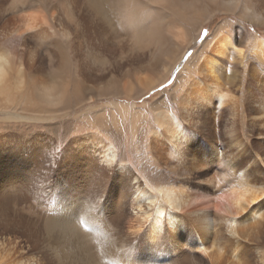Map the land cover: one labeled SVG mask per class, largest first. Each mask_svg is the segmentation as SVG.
I'll use <instances>...</instances> for the list:
<instances>
[{
    "label": "bare ground",
    "instance_id": "bare-ground-1",
    "mask_svg": "<svg viewBox=\"0 0 264 264\" xmlns=\"http://www.w3.org/2000/svg\"><path fill=\"white\" fill-rule=\"evenodd\" d=\"M262 29L264 0H0V264H243L264 219V177H249L264 174ZM181 63L177 108L152 106L146 184L114 144L125 128L105 142L76 112L122 98L133 111ZM245 118L257 148L231 167L251 146Z\"/></svg>",
    "mask_w": 264,
    "mask_h": 264
},
{
    "label": "rangeland",
    "instance_id": "rangeland-1",
    "mask_svg": "<svg viewBox=\"0 0 264 264\" xmlns=\"http://www.w3.org/2000/svg\"><path fill=\"white\" fill-rule=\"evenodd\" d=\"M222 22L223 21L216 20V21H214V23L207 24L204 28V32L201 35L202 36L201 40L205 36L211 35L215 31L217 25L221 24ZM248 25L254 27L251 24H248ZM262 30H264V29H262ZM248 39H249V41L251 39H255V35L250 34V38H248ZM201 40H199L198 41L199 43L197 42V44H200ZM197 44H195L196 48L192 47L191 50L187 51V57L188 58L197 49V46H198ZM181 64H178L177 66H175L174 67L175 69L173 68L171 70L170 74L166 77V79L164 81L159 82L158 83L159 85L157 84V86H155L154 88H151L149 93H146V95H144L142 98H140L134 102L136 108L133 111H139V112L142 111V114H143L142 122L139 124H136V125L133 124L132 116L130 113H128V111L130 110L128 108V104L130 102L127 99H123V98L121 99V101L116 100L115 103H113L114 101H111V102L107 101V102L97 104V105L92 106V107L86 106V108H83V109L76 112V114H81V113H83V111H86V113H89L87 115V119L90 122H84V125L86 127H90V131H94V132L99 133L105 142H109V143L112 142L111 136L115 133H120L122 128H125V132L128 133V137L126 138L125 135H122V138L118 137V143H114V144L117 146L120 154H122V157L128 158L131 166L134 168L135 171H137V173L140 175V178L143 179V181H145L146 184L147 183L149 184V181L147 178L148 173L150 175V173L157 168L152 163L153 154L149 149L150 141H151V133L153 131V126H157L156 121L154 119V111H158V110L154 109L152 106H154L156 103L161 102L163 100L165 105H163V107L160 110H164V106H165L166 111H169L171 106H174L175 108H177L178 105L176 103V98H175V96L173 97L171 90H172V87L175 83V79L178 76V73L181 71V69L183 67V63H181ZM232 72H234V71L232 70ZM232 75H235L237 77V80L240 79L239 74L232 73ZM230 85L234 86L235 84H230ZM69 97H70V95H69ZM254 97H252V99H250L248 101V105L253 106L252 102L254 100H256V98L258 96L255 95ZM122 100H124V101H122ZM98 107H99V110H101V108L103 107L102 108L103 117H104V120L107 123V125L94 129L91 125L94 122V115L92 113H94L93 108H98ZM123 110H124V116L119 117V114ZM133 111H131V112H133ZM0 112H1V109H0ZM229 117H230L229 116V110H227V111L223 112L222 117L219 120V136H220V139H222V137L224 135H226V130L229 129V127H230ZM117 119H118V122H117ZM111 120H114L116 122V126L109 124ZM9 123H10V121L5 119L4 115H2L0 113V127L6 126ZM84 125L80 129L81 133L88 130L85 128ZM71 126L73 127L74 124L72 123ZM134 126H136V128H137L136 131H133ZM239 126H240L239 138L243 139V142L248 141V143H249L248 146H250V145L251 146H250V148L246 149V152L244 154L240 155V157L233 156V158L231 160V162L233 164L231 162H229V165L231 167H234L236 165H239V167H241L238 161H240V162L245 161V164H246V158L249 155H251V149L255 150L257 148V144L254 141L255 139L252 136H249L246 138V135H248L250 133V131L252 130V125L248 123V118L241 120L239 123ZM7 127L12 128L11 124H9ZM235 128H236V125H235ZM23 129H25L26 131L28 130L27 128H23ZM20 132H22V131H20ZM71 134L74 135L75 133L73 132ZM131 134L134 135V139H131ZM250 142H251V144H250ZM247 152H248V154H246ZM227 155H226V157L224 156V160H227ZM236 157H237V159H236ZM246 166H248V165L246 164ZM240 170H241V168H240ZM164 175H166V174H164ZM249 177L259 178L261 181H263L264 174L260 173V170H259L258 172L257 171L252 172L249 175ZM257 200H259L258 203H254L252 209H254V212L258 213L259 215H262V214H264V194L263 193L260 194V196H258ZM261 221H262L261 223L256 222L255 226H254V228L260 227L262 229L260 236L258 238H256L250 232V239L251 240L247 243H245L242 240L245 243V246L242 248L243 252H242V254L239 255V258L244 259L243 264H264V219H262ZM224 229L225 230H223V226L220 227V231L222 233L229 235L226 228H224ZM80 230L82 232L86 233V230L84 228H81ZM217 240L219 243H225V237L221 236V234H219ZM231 247L232 246L230 244H228L226 249L230 250Z\"/></svg>",
    "mask_w": 264,
    "mask_h": 264
}]
</instances>
